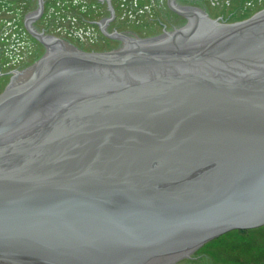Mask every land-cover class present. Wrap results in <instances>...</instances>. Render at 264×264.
<instances>
[{
	"label": "water",
	"instance_id": "obj_1",
	"mask_svg": "<svg viewBox=\"0 0 264 264\" xmlns=\"http://www.w3.org/2000/svg\"><path fill=\"white\" fill-rule=\"evenodd\" d=\"M176 11L103 51L31 23L46 46L0 89V264H170L264 225V9Z\"/></svg>",
	"mask_w": 264,
	"mask_h": 264
},
{
	"label": "rangeland",
	"instance_id": "obj_2",
	"mask_svg": "<svg viewBox=\"0 0 264 264\" xmlns=\"http://www.w3.org/2000/svg\"><path fill=\"white\" fill-rule=\"evenodd\" d=\"M172 0H0V89L46 45L32 33L60 37L76 48H118L126 31L137 39L173 33L188 18ZM237 22L264 9V0H173ZM42 3V5L40 4ZM170 8L172 12L168 11ZM172 264H264V225L233 229L188 252Z\"/></svg>",
	"mask_w": 264,
	"mask_h": 264
},
{
	"label": "flooded vegetation",
	"instance_id": "obj_3",
	"mask_svg": "<svg viewBox=\"0 0 264 264\" xmlns=\"http://www.w3.org/2000/svg\"><path fill=\"white\" fill-rule=\"evenodd\" d=\"M171 3L172 4H171L170 7L173 8V9H176L177 7L180 8V7H188V6H190V5H180L178 2H173V0L171 1ZM192 7H195V6H192ZM168 9H169L168 11L172 12L170 8H168Z\"/></svg>",
	"mask_w": 264,
	"mask_h": 264
},
{
	"label": "bare ground",
	"instance_id": "obj_4",
	"mask_svg": "<svg viewBox=\"0 0 264 264\" xmlns=\"http://www.w3.org/2000/svg\"><path fill=\"white\" fill-rule=\"evenodd\" d=\"M181 257H182V255H180V257H176L175 260H178V259L181 258ZM175 260H174V261H175ZM168 263L172 264V263H173V260H172V261H169Z\"/></svg>",
	"mask_w": 264,
	"mask_h": 264
}]
</instances>
